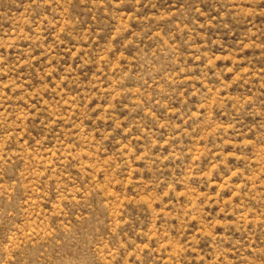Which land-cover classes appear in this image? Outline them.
<instances>
[{"label":"rangeland","instance_id":"374dc122","mask_svg":"<svg viewBox=\"0 0 264 264\" xmlns=\"http://www.w3.org/2000/svg\"><path fill=\"white\" fill-rule=\"evenodd\" d=\"M0 264H264V0H0Z\"/></svg>","mask_w":264,"mask_h":264}]
</instances>
